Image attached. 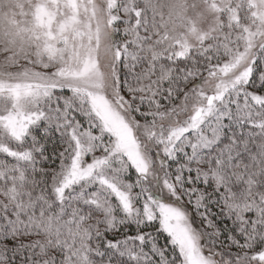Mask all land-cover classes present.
Returning a JSON list of instances; mask_svg holds the SVG:
<instances>
[{
	"label": "snow or ice",
	"instance_id": "6c2138e0",
	"mask_svg": "<svg viewBox=\"0 0 264 264\" xmlns=\"http://www.w3.org/2000/svg\"><path fill=\"white\" fill-rule=\"evenodd\" d=\"M0 264H264V0H0Z\"/></svg>",
	"mask_w": 264,
	"mask_h": 264
}]
</instances>
